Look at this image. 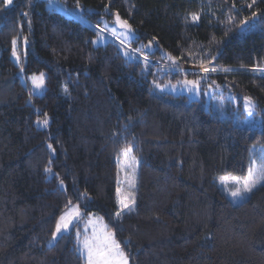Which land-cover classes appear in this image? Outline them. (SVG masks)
Masks as SVG:
<instances>
[{"label":"trees","instance_id":"obj_1","mask_svg":"<svg viewBox=\"0 0 264 264\" xmlns=\"http://www.w3.org/2000/svg\"><path fill=\"white\" fill-rule=\"evenodd\" d=\"M54 1L0 0V264H85L73 232L47 246L69 202L102 218L129 264H264V185L238 205L216 185L244 177L264 146V0H59L86 22ZM117 15L132 51L179 70L101 39ZM13 40L24 74L43 73L41 96L22 84ZM201 65L226 70L189 69ZM185 81L199 82L196 99L153 87ZM245 98L260 130L231 121ZM129 144L134 210L117 219Z\"/></svg>","mask_w":264,"mask_h":264},{"label":"snow or ice","instance_id":"obj_2","mask_svg":"<svg viewBox=\"0 0 264 264\" xmlns=\"http://www.w3.org/2000/svg\"><path fill=\"white\" fill-rule=\"evenodd\" d=\"M12 2V0H4L5 5H8ZM53 0H49V3H52ZM255 0H252V4H249L248 7L251 8ZM255 16V13H253ZM193 21H197L199 19L197 14H192L191 16ZM116 23L120 28L125 30L124 39L127 40L131 36L132 30L128 25L127 21H122L119 15L116 16ZM104 29H101L103 32ZM115 33V30L113 29ZM103 39V37H101ZM16 40L12 41L13 51L12 55L17 58V62H19V56H17L16 51ZM123 43V41H122ZM127 55V53H126ZM203 67V65H201ZM205 72L207 71H215L216 69H209L207 67H203ZM254 71H258L260 73H264V68H256ZM33 87L35 89H40L43 86L44 78L43 73H41L40 77L33 76L31 77ZM198 81H185L187 86H190L191 89H196L198 86ZM159 87V85H156ZM245 112L251 117L253 115V105L251 101L245 98ZM37 123L41 126H46L48 124V119L45 118ZM52 146L49 145V148ZM133 151V147L129 144L126 145L121 155L125 158V162L131 157V153ZM134 159V158H132ZM46 172H51V168H46ZM129 188L135 187V179L131 178L127 181ZM220 183L228 188L229 185L232 187L228 189L229 195L233 198V201L242 200L244 196L252 193L254 189L258 186L264 185V159L261 160L259 164L255 161L251 162L250 167L248 168L247 175L241 180V178L236 176L230 177H221ZM117 199L120 210L116 212L117 219H120L124 211L131 212L134 209L132 205L134 203V195L122 194L121 189L117 188ZM81 213L78 206H71V202H69L68 210L63 215L60 216L59 220L55 225V231L52 233V240L49 243H53L58 241L61 238L63 233H67L70 231V226H74L75 222L78 218H80ZM77 237L80 236V233L77 232ZM78 251L81 255L82 259L86 260V264H129V258L125 254V252L121 248V244L117 242L115 238V234L108 228L107 225H103L101 228L97 229L93 225V231L91 237L85 235L84 239L81 241L78 239Z\"/></svg>","mask_w":264,"mask_h":264},{"label":"rangeland","instance_id":"obj_3","mask_svg":"<svg viewBox=\"0 0 264 264\" xmlns=\"http://www.w3.org/2000/svg\"><path fill=\"white\" fill-rule=\"evenodd\" d=\"M57 1L59 2V0H57ZM12 2H13V0H12ZM12 2L10 4H8V5H6V6L7 7L10 6L12 4ZM53 3H56V2L53 0ZM61 6H62L61 8L64 9V11L70 13L72 16L80 19L83 22H86L84 18H82L81 16H79L75 12H73L70 9L64 7L62 4H61ZM101 22H102V26L105 29V31L101 32L100 29H97V31L100 34L103 35L102 36L103 38H109L112 41L117 42L122 47L127 48L128 50L132 51L130 49V47L128 46V44L132 40H134V38H135V34H134L132 29H131L132 30L131 36L129 37V39L125 40L124 39V35H123L125 33V30L120 28L119 25L116 23V17L112 20V22H108L107 20H105L103 18L101 19ZM113 29L115 30V33L113 32ZM112 41H110V42H112ZM122 41H123V43H122ZM149 45L146 46V48H148V50L151 51L153 49V46L152 45L149 46ZM141 46L142 45H139V47H141ZM132 52H134L141 59V61H143L144 63H146L148 65H151V67L155 71H164V70L174 71V70H179V68L173 67V66H165L164 67L163 65L159 64V62H157V61L154 62L150 58H147V57L143 56L142 54L138 53L137 51H132ZM17 56H19V62H17V58L14 57L12 55V53H11V60L13 61V63L17 67H19V77H20V80H21L22 84H24L26 87L29 88V90H30L32 95L41 96L43 94V92H44V89H45L44 83H43L42 88L35 89L33 87L32 80H31V77H33V76L40 77L41 74L25 75L23 69L21 68V63H23L25 61V56L22 57L18 52H17ZM203 67H207L209 69H213V68L216 69L215 71H207L208 73H213V72H216V71L226 70V69H223V68H221L219 66H213V65H207V66H203ZM203 67H192V68H189V69H193V70L199 71V72H205L203 70ZM43 78H44V76H43ZM156 85H159V87H157ZM153 87H154L155 92L160 93V94L168 93V94H172V95H186V96H188L189 98H192V99H196L198 97V94H199L198 86H197L196 89H191L190 86H187L185 84V82H180V83H176V84H171V83L155 84ZM244 108H245V100H244V107H243L244 115L240 116L238 112H234V115L231 118V121H232L233 125L237 126V127H240V128H255V129L260 130L262 128L261 127V120H262L261 114H257L256 110L254 109L253 115L250 117L248 115V113L245 112ZM253 108H254V106H253ZM36 126L38 128H45V126H41L38 123H36ZM121 153H122V151L119 153L118 158H117V166H118L117 167V169H118L117 188L119 187L121 189V193L122 194L126 195V194L131 193V194H133L135 196V187L134 188H129L126 181L128 179L134 178L135 179V183H136V176H137V170H138V161L131 154V157L128 159L127 162H125V158L121 155ZM132 158H134V159H132ZM250 159H251L250 165H251L252 161H255L257 164H259L261 162V160L264 159V146L253 145L250 148ZM246 175H247V173H246ZM222 177H230V176H222ZM244 177H239V178H241V180H243ZM220 178L221 177H218L216 179L217 188L219 189V192L232 205H238V204L242 203L243 201H245V200H247L249 198L251 193L247 194L246 196H244V198L242 200H236L234 202L233 198L229 195V192H228V189L231 188L232 186L229 185L228 188H226L224 185H222L220 183ZM259 187L260 186H258L252 192L257 190ZM116 197H117V190H116ZM117 202H118V199H117ZM132 208L134 209V203L132 205ZM118 209L120 210L119 204H118ZM67 210L65 212H67ZM64 213H62L61 215H63ZM80 213H81V211H80ZM124 213H129V212L125 210ZM59 218L57 219V221L59 220ZM57 221H56V223H57ZM93 225L97 229H99L105 224H104L102 218L99 215L95 214V213L88 214L84 218H83V215L81 213L80 218L77 219V221L75 222L74 226H70V231L67 232V233H63L62 235L68 234L70 232H73L74 236L76 238V249L78 250V248H79L78 239L82 241L84 239L85 235L91 237L92 231H93ZM54 231H55V228H54ZM77 232L80 233L79 237H77V235H76ZM51 240H52V237L48 241L47 246H51V245H53L55 243V242L49 243ZM84 261H85V264H86V260L85 259H84Z\"/></svg>","mask_w":264,"mask_h":264},{"label":"built area","instance_id":"obj_4","mask_svg":"<svg viewBox=\"0 0 264 264\" xmlns=\"http://www.w3.org/2000/svg\"><path fill=\"white\" fill-rule=\"evenodd\" d=\"M106 39H108V40H110V41H112L111 39H109V38H106ZM115 45H117V47H119L122 51H124V52H126L127 54H129V55H131V56H133V57H135L136 59H138V60H141L134 52H132V51H130V50H128L127 48H124V47H122V46H120V45H118L117 43H115L114 41H112Z\"/></svg>","mask_w":264,"mask_h":264},{"label":"bare ground","instance_id":"obj_5","mask_svg":"<svg viewBox=\"0 0 264 264\" xmlns=\"http://www.w3.org/2000/svg\"><path fill=\"white\" fill-rule=\"evenodd\" d=\"M102 35V34H101ZM103 36V35H102ZM106 39V38H105ZM108 40V39H107ZM110 41V40H109ZM115 43H117V42H115ZM118 44V43H117ZM119 45V44H118ZM121 46V45H120ZM141 61V60H140ZM143 62V61H142ZM144 63V62H143ZM146 64V63H145Z\"/></svg>","mask_w":264,"mask_h":264}]
</instances>
